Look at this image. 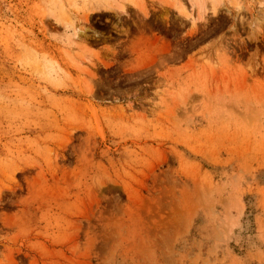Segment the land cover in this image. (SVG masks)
Returning a JSON list of instances; mask_svg holds the SVG:
<instances>
[{
  "label": "rangeland",
  "instance_id": "obj_1",
  "mask_svg": "<svg viewBox=\"0 0 264 264\" xmlns=\"http://www.w3.org/2000/svg\"><path fill=\"white\" fill-rule=\"evenodd\" d=\"M199 1L0 0V264H264V0Z\"/></svg>",
  "mask_w": 264,
  "mask_h": 264
},
{
  "label": "bare ground",
  "instance_id": "obj_2",
  "mask_svg": "<svg viewBox=\"0 0 264 264\" xmlns=\"http://www.w3.org/2000/svg\"><path fill=\"white\" fill-rule=\"evenodd\" d=\"M194 1V3L197 5V7L199 8V9H202V7H203V4L201 5L200 4V1L199 0H193ZM212 2H213V9H215V7L218 5V3H219V0H212ZM118 8L120 9V10H123L124 9V7L121 5V4H119L118 5ZM200 13V12H199ZM194 20V19H193ZM76 26V25H75ZM83 36V32H81L80 31V29H78V28H76V27H74L73 26V34H72V38L69 40V52L71 51L72 52V50L74 51L75 49H77L78 48V45H79V41L81 40V37Z\"/></svg>",
  "mask_w": 264,
  "mask_h": 264
}]
</instances>
